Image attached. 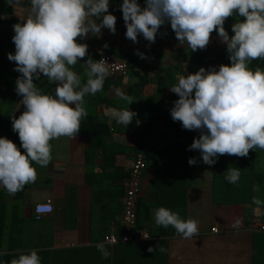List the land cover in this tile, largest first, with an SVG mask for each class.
Returning <instances> with one entry per match:
<instances>
[{"label": "crops", "instance_id": "crops-1", "mask_svg": "<svg viewBox=\"0 0 264 264\" xmlns=\"http://www.w3.org/2000/svg\"><path fill=\"white\" fill-rule=\"evenodd\" d=\"M121 3L122 0H109L108 11L116 17L115 33L102 28L99 36L78 38L88 47L99 45L136 62L128 76L107 77L100 92L84 98L88 116L83 120L104 125L109 131L104 138L95 134V142L98 146L102 142L104 147H91L88 135L74 139L62 136L50 141L52 158L46 167L33 162L35 182L14 195L0 185V251L8 253L0 256V264L18 257L17 250L27 253L29 249L38 250L41 264H264V232L252 227L264 216V207L231 202L220 177L227 172L225 157L207 165L198 150H191L189 155L182 153L181 144L174 149L167 147L172 141L195 135L190 130L175 139L174 134L164 132L167 121H158L166 114L164 106L171 109L178 99L170 88L182 76L175 69L178 56L190 49L178 44L169 23L161 26L154 43L139 33L138 43L126 38ZM137 3L145 6V0ZM29 8L30 0H0V10H9L1 13L0 27L10 17L22 23L20 17H25ZM217 44L225 45L218 35L211 34L207 47ZM89 56L95 59L94 52L88 50L86 57L73 67L82 83L87 80L83 63ZM160 67L169 70L173 78L167 79V87L161 91L155 80ZM52 85L54 92L56 83ZM116 89L135 100L128 105L116 95ZM127 107L137 116L124 128L110 117L109 110ZM168 119H172L171 115ZM142 131L145 148L152 149V158L142 181L136 221L140 234L147 232L150 237L107 244L104 237L121 230L124 191ZM11 141L15 142V138ZM190 157L197 159L195 165L188 164ZM46 200L51 202L52 212L35 220L33 206ZM159 207L178 212L184 220L191 217L198 221V235L186 239L172 226L156 225L154 212ZM101 242L111 253L107 259L95 247Z\"/></svg>", "mask_w": 264, "mask_h": 264}, {"label": "clouds", "instance_id": "clouds-1", "mask_svg": "<svg viewBox=\"0 0 264 264\" xmlns=\"http://www.w3.org/2000/svg\"><path fill=\"white\" fill-rule=\"evenodd\" d=\"M108 9L109 0H30L28 14L20 17L23 22L13 25L15 52L8 53V59L21 74L15 90L22 97L17 108L23 105L24 110L11 119L24 151L0 137V185L9 194L35 182L33 162L41 167L50 163V141L77 136L81 120L88 116L85 96L103 89L110 75L104 58L89 56L84 61L87 80L83 83L73 67L88 50L78 38L99 36L102 28L115 33L116 17ZM120 9L125 36L134 43H138V33L154 43L161 26L170 23L178 44L187 45L192 52L205 49L214 31L226 45L230 64L208 69L202 66L180 76L170 88L178 95L170 109L172 120L200 133L189 150H198L207 165L215 164L221 155L247 157L249 150H264V70L249 67L251 61L264 58V0H145L143 8L137 0H122ZM234 15L244 19L231 25L233 35L229 36L224 23ZM137 54L144 58L139 50ZM41 74L49 83H56L54 92L46 93L36 86L34 80H40ZM116 95L128 105L135 100L121 89H116ZM109 114L124 128L137 116L128 107L111 108ZM196 163L195 157L188 159L189 165ZM240 175L238 167L229 168L225 179L237 184ZM259 190L258 185L253 186L254 192ZM253 203L264 202L253 197ZM154 220L158 226H172L183 238L198 235V221L191 217L184 220L166 207L155 210ZM95 247L104 259L111 256L103 242ZM17 252L18 257L7 264H41L37 249ZM7 254L0 251V256Z\"/></svg>", "mask_w": 264, "mask_h": 264}, {"label": "trees", "instance_id": "trees-1", "mask_svg": "<svg viewBox=\"0 0 264 264\" xmlns=\"http://www.w3.org/2000/svg\"><path fill=\"white\" fill-rule=\"evenodd\" d=\"M116 8V7H115ZM114 8V9H115ZM4 11L9 10H0V15ZM238 19V18H237ZM231 21L227 18V20L224 23V27L226 31H228L229 36L233 35L231 25L236 22ZM242 20V19H239ZM18 23L16 18L10 17L6 20L5 26L0 27V137H6L11 140L12 137L15 138V144L19 148L21 152L24 151V149L21 147V142L19 140L18 133L13 131L12 129V116L18 117L22 111L24 110V106L20 105L19 108V101L22 99L21 96L17 95L16 93V79L21 74L14 70L15 68V62L10 61L8 59V53H14L15 52V45L13 43L12 37L14 35L13 25ZM169 27L170 23H169ZM212 34L218 35L217 32H213ZM116 55L126 59L129 64V70L132 72L135 69L136 62L135 59L129 56H125L122 54L116 53ZM95 60V59H94ZM221 64H230L229 60V54L226 51V45H212L208 46L205 49H198L195 52L189 51H183L181 55L178 56V63L176 65V70L181 71V75H187L188 73H194L196 72L200 67H205V69H208L210 66L218 68ZM249 67L253 70H255L257 67H259L261 70H264V58L253 60L249 63ZM159 72L155 76V80L158 84V89L161 91L165 86L167 87L166 81L167 79H171L172 76L169 72V70H166L165 68H159ZM166 74L169 75V78H166ZM119 78V77H117ZM113 78V79H117ZM173 79V78H172ZM34 83L38 88H40L43 92L49 93L52 90L53 83H49L46 77L41 76L40 80H34ZM2 86V87H1ZM163 87V88H162ZM169 106H164L165 109V116L160 118L158 121L166 120L167 126L164 132L172 133L175 136V139L177 137H181L180 135L189 132L190 130H186L181 126V123L179 121H173L172 119H168L170 116L168 108ZM155 128L156 124L153 125ZM80 131L77 135H88L90 137V143L91 147H104L102 142L99 145V143L95 142V134H101V137L104 138L105 135L108 134V129L104 125L99 124H91L87 121H84L83 119L80 122ZM182 128V131H177V128ZM192 135L190 138H186L185 140H175L172 141L171 144H169L167 147H172L174 149L175 145L181 144L182 147V153H188L191 154V150H189V144L192 143L194 137L199 136L198 130H191ZM141 139L139 141V145L136 151H142L146 163L152 158L151 152L152 149L145 148L146 141L143 138L144 137V131L141 133ZM161 135V134H158ZM188 145V146H187ZM167 151V148H166ZM254 152L255 150H249V154L247 157H238L234 155H221L225 157L227 161L226 168H239L241 175L239 182L236 184V188L234 187L235 184L229 183L225 177L227 175V172L225 174L220 175L222 177L224 186H225V192L230 197L231 202L235 203L236 201H242V202H248L251 203L253 201V186L256 184V181H260V178L257 177V179H253L251 175L254 174V167L253 159H254ZM193 156H196V152L193 151ZM219 156V157H221ZM226 169V171H227ZM245 171V174H244ZM251 174V175H250ZM157 177V176H156ZM157 179V178H156ZM240 195L245 196L246 200H240ZM138 209H139V201H138ZM137 209V212H138ZM264 218V216L262 217ZM249 222V221H248ZM137 225V221H136Z\"/></svg>", "mask_w": 264, "mask_h": 264}, {"label": "built area", "instance_id": "built-area-1", "mask_svg": "<svg viewBox=\"0 0 264 264\" xmlns=\"http://www.w3.org/2000/svg\"><path fill=\"white\" fill-rule=\"evenodd\" d=\"M88 50H92L95 54V60L104 58L108 63L110 70L109 78L126 77L129 74L128 61L113 52L103 49L99 45H93L88 47ZM87 50V51H88ZM146 160L142 151H136L134 153V160L130 168L129 179L126 184V188L123 196V210L121 214V230L117 234H109L104 237V242L107 244L116 243H128L136 241L144 235L149 236L147 232L140 234V230L137 228V209L138 199L141 192L142 181L146 172ZM53 210V206L49 200L45 202L36 203L33 206V217L35 220H41L45 215L50 214ZM253 223V222H252ZM254 230L264 232V218L255 221L252 224ZM215 230V229H214Z\"/></svg>", "mask_w": 264, "mask_h": 264}, {"label": "rangeland", "instance_id": "rangeland-1", "mask_svg": "<svg viewBox=\"0 0 264 264\" xmlns=\"http://www.w3.org/2000/svg\"><path fill=\"white\" fill-rule=\"evenodd\" d=\"M244 19V17H237V16H230L228 19L231 20V21H234L235 19ZM225 166V165H224ZM252 166L254 167V174L251 175L253 177V179H257L260 178V181H256L255 185H258L259 186V192H254L253 193V196H252V199L253 197H257L259 198L262 202H264V150L262 149H259V148H256L255 149V152H254V159H253V164ZM225 169H227L225 167ZM244 174H245V171H244ZM236 188V184L234 186ZM240 200H246L245 196H241L240 195ZM252 205H256L253 203V201L251 202ZM256 206H260L261 208L264 207V203H262L261 205H256Z\"/></svg>", "mask_w": 264, "mask_h": 264}]
</instances>
